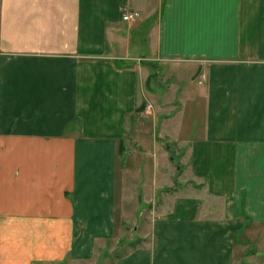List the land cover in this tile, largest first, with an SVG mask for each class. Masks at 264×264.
I'll return each mask as SVG.
<instances>
[{"label": "crops", "instance_id": "0c3cea01", "mask_svg": "<svg viewBox=\"0 0 264 264\" xmlns=\"http://www.w3.org/2000/svg\"><path fill=\"white\" fill-rule=\"evenodd\" d=\"M148 67L173 185L155 144L121 163ZM127 222L110 264H264V0H0V264H96Z\"/></svg>", "mask_w": 264, "mask_h": 264}, {"label": "rangeland", "instance_id": "374dc122", "mask_svg": "<svg viewBox=\"0 0 264 264\" xmlns=\"http://www.w3.org/2000/svg\"><path fill=\"white\" fill-rule=\"evenodd\" d=\"M143 77V84L141 86L147 93H154L156 90L158 97L151 99V95H146V99L144 98L141 101V104L143 105L142 111L145 109L144 111H146V113H139L138 119H129L124 140L126 144V151L124 154H121V163L124 168H128L131 171L139 170L141 176L147 177L148 174L151 175L153 173V158L150 160L151 155L149 152L153 153L155 151V144L157 147V159L159 162L156 167H166L169 165L166 157L169 155L172 156L173 161L170 166H172L173 172L171 175L170 185H173L175 170H177L178 165L181 164V154L183 149H180L177 144L169 141L167 138H155L154 134H159L160 123L162 121L161 119L164 117L163 115L172 116L174 113L173 110L180 108V104L176 98H171V94H164L167 84L164 83L163 76L158 75V69L148 67L146 74H144ZM153 103L155 104L153 105L154 109L152 107L151 109L146 108L147 104ZM152 110L155 111V118L153 116V112L151 113ZM157 113H160V115L157 116ZM180 120V116L170 119V121L167 123V126L170 127H168V129L172 131L175 130ZM163 157L165 158L163 159ZM161 160H163V162ZM138 198L140 201L142 200V196H138L137 199ZM160 200V193H157L156 197L151 195L145 206L148 205L149 208L154 207L157 209ZM135 204H137V202H135ZM144 218V214H142V220ZM129 225L132 224L130 223ZM122 230V237H120V231L117 230V235L111 241H109V243L106 245V248H104L105 253H100V255L105 256V258L100 256L98 260H96V264H110L113 262L114 258H116V254H121L122 252L128 250L129 247L127 246V239L131 236L133 231L131 226H128V222ZM255 247L256 246L253 244H245L244 248H237V262L241 264H263V259H260V257L255 253ZM250 252L252 257L247 258Z\"/></svg>", "mask_w": 264, "mask_h": 264}, {"label": "built area", "instance_id": "2783aa9c", "mask_svg": "<svg viewBox=\"0 0 264 264\" xmlns=\"http://www.w3.org/2000/svg\"><path fill=\"white\" fill-rule=\"evenodd\" d=\"M137 17H138L137 12H124L121 16V18L125 21H135ZM203 80H204V76H201L198 83L201 84Z\"/></svg>", "mask_w": 264, "mask_h": 264}, {"label": "trees", "instance_id": "16d2710c", "mask_svg": "<svg viewBox=\"0 0 264 264\" xmlns=\"http://www.w3.org/2000/svg\"><path fill=\"white\" fill-rule=\"evenodd\" d=\"M142 106H143L142 104L139 105V106L137 107L136 111H140V110L142 109ZM122 147H123V146L121 145V150H122Z\"/></svg>", "mask_w": 264, "mask_h": 264}]
</instances>
